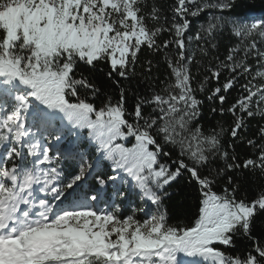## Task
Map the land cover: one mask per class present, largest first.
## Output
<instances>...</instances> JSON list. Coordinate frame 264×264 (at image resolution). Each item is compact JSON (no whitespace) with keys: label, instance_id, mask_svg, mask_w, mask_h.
<instances>
[{"label":"snow or ice","instance_id":"1","mask_svg":"<svg viewBox=\"0 0 264 264\" xmlns=\"http://www.w3.org/2000/svg\"><path fill=\"white\" fill-rule=\"evenodd\" d=\"M256 11L237 0H0V264H264V185L242 194L249 174L264 181V6ZM145 50L162 55L170 76L137 92L129 110L137 66L159 79V62L140 60ZM100 63L115 95L94 82ZM213 80L206 98L220 107L211 111L233 122L206 133L197 92ZM234 87L241 94L225 109ZM251 119L260 121L255 138ZM71 129L88 130L101 153L95 165L53 150ZM103 160L111 172H96ZM185 174L198 186V214L171 224L163 201ZM133 196L155 213L122 216L118 205ZM238 241L248 243L228 251Z\"/></svg>","mask_w":264,"mask_h":264},{"label":"trees","instance_id":"2","mask_svg":"<svg viewBox=\"0 0 264 264\" xmlns=\"http://www.w3.org/2000/svg\"><path fill=\"white\" fill-rule=\"evenodd\" d=\"M157 2L160 4L161 7H167V3L170 2V0H157ZM238 3H244V4H254L257 8L256 15H260V8L264 6V0H237ZM208 19L207 13H202L200 17L195 18L194 23L196 24V27L199 28L201 24H206ZM223 52V49L221 50ZM152 58L155 61L159 62V69L153 70V76L159 77V79L156 80H150L145 79L143 74V69L140 66H137L136 72L137 75L132 79L131 84L129 85V92H128V103L127 107L129 110H131L132 106L135 103V94L137 92L142 93L144 95H149L153 88L156 90H159L163 85L161 84V81L165 80V76H170V70L167 68L166 63H164L162 59L161 54H156L154 57L150 52L145 50L143 54L140 56L141 62L145 61L146 59ZM223 58V57H221ZM110 69L108 66L104 63H100L99 66L94 70L93 73V79L94 82L97 84V86L101 87L102 92L108 91L115 95V90L111 88L107 83V77L106 73ZM195 71V68L193 69ZM206 75V73H201L196 77V81H201L203 79V76ZM225 75L221 76V79L219 83H223L225 80ZM116 79H119L116 77ZM196 81L193 82V87H197ZM217 81L213 80L210 81L207 86V91L203 94L197 92V97L204 100L203 104V116L201 117V120L199 123L203 125L204 131L207 133L211 131L212 129H217L220 125H222L226 130H230V126L233 122V117L230 113L225 111V114L221 116L219 112L213 113L211 109L213 107H216L219 109L220 104L219 101H215L214 103H210L207 100V95L209 92L217 86ZM241 83H244L243 79H241ZM241 92L238 87H234V89L230 90L227 96V99L224 104V108L227 109L232 103H234L237 98L240 96ZM104 99L103 95H100L96 101L97 105H99ZM260 121L258 119H251L249 121V133L248 135L252 138H255V133L258 124ZM83 134H86L89 136L88 130L83 129ZM225 143L231 142V137L229 135H225L224 137ZM125 145V147H132V145L135 143V141L132 138H129L128 141H121ZM56 148H60L61 150H72V151H78L81 154H84L86 157V160L96 164V161L100 158V156H97V153L95 150H93L92 146L88 145L87 143H80L79 141L75 140L73 141L70 137H62V139L59 142L53 141V150L55 151ZM237 151L241 157H248L252 155L253 150L248 148L245 145L237 144L236 145ZM2 151V150H0ZM175 158V152H173V157ZM162 162L164 163H170V159L168 157H164ZM69 163L72 164V167L68 169V171H75L78 168L79 161H70ZM96 172H111L110 165L105 162L104 160L101 162L100 166L96 168ZM95 172L93 175L88 176L86 178V181L83 185V191L87 192L93 185H94V179ZM120 175V174H118ZM117 184H119V181H117ZM264 185V181L259 179V175L252 176L251 174L248 175V181L247 185L245 187L243 195H247L248 197H254L258 191L260 190L261 186ZM224 185L218 184L216 186V191H221ZM168 192L171 193V195L166 196L164 198L163 204L164 207L168 210V217H169V223L171 224H177V223H183L186 225L194 224L195 218L198 214V200L197 197L199 196L198 192V186L196 185L195 181L192 180V178L185 174L182 178H178L176 182H173V185L168 188ZM72 198V197H70ZM116 198L113 196L112 201H109L108 203H112L115 201ZM139 199L135 196L132 197L131 200L128 201V203L123 205H118L120 214L122 216L125 215H132L133 213L136 215L135 208H139ZM105 206V205H104ZM154 211H151L154 213L156 211V208L154 206ZM137 218L143 220L145 219V216L136 215ZM248 243L247 241H244L243 243L241 241L237 242V249H229L230 252H237L238 250L243 248V244Z\"/></svg>","mask_w":264,"mask_h":264},{"label":"rangeland","instance_id":"3","mask_svg":"<svg viewBox=\"0 0 264 264\" xmlns=\"http://www.w3.org/2000/svg\"><path fill=\"white\" fill-rule=\"evenodd\" d=\"M82 131H83V129H79V130H76V129L66 130L65 133H64V135H63V137L66 136V137H70V138H72L73 141L77 140V141H79L80 143H87L88 145L92 146V148H93V150H94V149H95V145H94V143L90 140V138H89L86 134H83ZM74 133H75V134H74ZM96 153H97V156H98V157L101 156V153H100V152L96 151ZM85 159H86V157H85ZM104 161L107 162L109 165L111 164L110 161H107V160H104ZM119 174H120L121 176L126 175V174L123 173V172H120ZM87 177H88V176H87ZM87 177H86V178H87ZM85 181H86V179H85L84 181L80 182L81 185H82V188H83V185H84V182H85ZM125 187H127V184H125ZM69 191H71V190H69ZM40 196L42 197L43 195H40ZM69 199L71 200L72 198L69 197ZM139 202H140V203H139V208H138V209L135 208L136 215H141V216H145L144 218H148V217L145 215V213L148 212L149 210H150V211H154V210H155V209H154V206H151L150 204L145 203V202L142 201V200H139ZM109 204H111V203H109ZM63 206H64V207H69L70 205H69L67 202H65ZM103 207H108V205H105V206H103ZM141 208H142L143 210H141ZM109 210H111V209H109ZM154 213H155V212H154Z\"/></svg>","mask_w":264,"mask_h":264}]
</instances>
